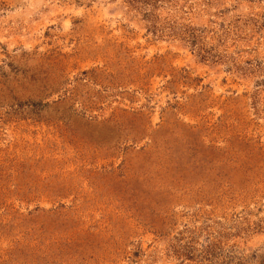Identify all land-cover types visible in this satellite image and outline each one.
<instances>
[{
    "label": "rangeland",
    "instance_id": "374dc122",
    "mask_svg": "<svg viewBox=\"0 0 264 264\" xmlns=\"http://www.w3.org/2000/svg\"><path fill=\"white\" fill-rule=\"evenodd\" d=\"M0 264H264V0H0Z\"/></svg>",
    "mask_w": 264,
    "mask_h": 264
}]
</instances>
